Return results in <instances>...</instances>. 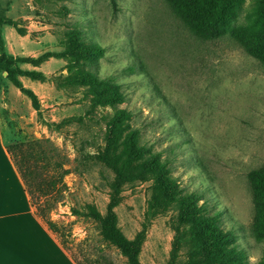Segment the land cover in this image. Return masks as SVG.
Wrapping results in <instances>:
<instances>
[{
	"label": "rangeland",
	"instance_id": "obj_1",
	"mask_svg": "<svg viewBox=\"0 0 264 264\" xmlns=\"http://www.w3.org/2000/svg\"><path fill=\"white\" fill-rule=\"evenodd\" d=\"M0 16L9 65L0 69V133L17 160L34 152L23 166L30 201L58 223L78 264H128L85 214L90 206L106 214L111 202L125 235L141 239L142 264L207 260L179 202L161 197L156 178L139 173L140 161L127 172L115 168L111 135L133 127L161 152L181 194L200 195L205 214L235 233L231 246L244 264L264 262L249 179L264 168V63L241 44L264 33V0H235L215 38L201 37L168 0H0ZM74 29L104 53L78 56ZM87 71L119 83L125 100L98 103L100 84ZM122 111L128 117L115 124ZM14 186L10 196L21 199Z\"/></svg>",
	"mask_w": 264,
	"mask_h": 264
},
{
	"label": "trees",
	"instance_id": "obj_2",
	"mask_svg": "<svg viewBox=\"0 0 264 264\" xmlns=\"http://www.w3.org/2000/svg\"><path fill=\"white\" fill-rule=\"evenodd\" d=\"M111 1L115 3V0ZM168 1L176 8L179 15L191 24L193 29L201 37L215 38L220 34L223 23L235 0ZM3 24L4 19L0 16V69L5 66V68L9 70V65L5 63L7 60V50L2 30ZM72 37L74 45L73 52L77 53L78 56L85 60H91L93 57L104 53V47L100 46L98 43H86L77 29L72 30ZM241 44L249 54L258 58H263L264 63V56L261 52V48L264 45V33L241 39ZM88 78L90 83L93 84L97 82L100 84L101 93L96 97L98 103H113L125 100L123 93L120 91L121 85L116 81L105 79L98 81L96 79L97 77L91 72H88ZM17 86L21 87L22 90L32 98L33 102L37 104L36 94L31 89L23 87L20 82H17ZM126 117H128L127 113L124 111L119 112L114 123L116 124L119 120ZM110 140L116 141L119 147L112 157L114 166L118 172L130 171L127 167L131 166V164L134 166L133 162L139 160V173L142 176L152 174L156 178L161 197L175 199L179 202L183 209L182 215L185 220L197 230L199 237L206 244L208 253L205 264H244V261L241 259V251L239 249L237 250L235 245L231 246L236 238L235 233L231 230H225L222 225L218 223L217 214H205L203 203L201 204L199 202L201 199L200 195L195 192L181 194V189L177 180L170 173L168 162L162 158L160 151L154 150L152 146L140 140L138 128L133 127L124 137L116 136L115 133H112ZM7 149L25 184H28V169L23 166L24 162L30 160V157H35L34 152L22 153L20 160H17L16 157L14 158L12 155L10 145H7ZM66 172L67 171L64 169L61 171L60 179L63 180ZM126 175L130 176V174ZM249 179L254 191V200L257 209L254 232L257 236L264 237V228H262V222L264 220V168L251 170ZM49 185L55 188L56 180H51ZM43 193L48 195L49 191L45 189ZM114 205L115 203L111 202L110 210L106 214L97 211L93 206H90L89 211L85 214L101 223L104 238L109 243L115 245L121 253L127 257L128 264H142L140 260L141 239H130L125 235L118 225L116 213L112 210ZM45 211V209H39L38 215L46 221L50 229L59 232L60 226L49 218ZM74 211L81 214V211ZM258 264H264V262L260 261Z\"/></svg>",
	"mask_w": 264,
	"mask_h": 264
},
{
	"label": "crops",
	"instance_id": "obj_3",
	"mask_svg": "<svg viewBox=\"0 0 264 264\" xmlns=\"http://www.w3.org/2000/svg\"><path fill=\"white\" fill-rule=\"evenodd\" d=\"M0 150V264H78L58 233L36 213L1 133ZM4 179L15 181L21 199L7 195L15 186Z\"/></svg>",
	"mask_w": 264,
	"mask_h": 264
},
{
	"label": "bare ground",
	"instance_id": "obj_4",
	"mask_svg": "<svg viewBox=\"0 0 264 264\" xmlns=\"http://www.w3.org/2000/svg\"><path fill=\"white\" fill-rule=\"evenodd\" d=\"M9 194H10V192H9L7 195L9 196ZM7 195L4 194V195H2L1 197H3V196H7Z\"/></svg>",
	"mask_w": 264,
	"mask_h": 264
}]
</instances>
